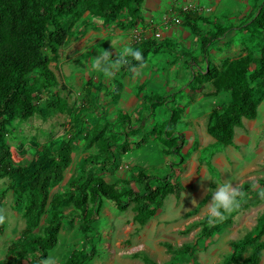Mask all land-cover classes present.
Wrapping results in <instances>:
<instances>
[{"label":"rangeland","instance_id":"rangeland-1","mask_svg":"<svg viewBox=\"0 0 264 264\" xmlns=\"http://www.w3.org/2000/svg\"><path fill=\"white\" fill-rule=\"evenodd\" d=\"M253 3L254 0H144L140 9L142 20L133 28L122 29L115 23L109 24L88 14L75 23L73 38L60 49L58 60L51 63L60 85L43 95L44 99L54 94L66 99L68 109L48 117L35 115L27 120H16L8 135L15 163H28L50 141L60 144L68 137L69 113L73 107L84 102V86L90 82L92 98L97 99V104L92 105L84 118L85 126L75 139L72 163L65 171L64 181L53 189L52 198L56 192L66 189L69 179L77 175L84 158L98 152L96 143L91 139L94 133L102 130L105 134L113 130L122 132L131 126H138L140 122L145 130L151 132L158 126L159 120L163 121L169 116L163 108L147 116L143 102L146 96L169 94L173 90L182 89L177 94L176 102L185 107L176 128L186 137L181 150L185 160L175 168L184 190L179 199L173 195L168 196L159 211V216L166 219L164 230L155 239H142L140 234L143 229L134 221V204L126 212H119L113 202L102 200L95 223L96 231L99 232V237L95 238L98 256L88 264H144L141 258H134L135 253L157 261L160 250L164 252L162 260L165 261L161 264H223L232 253H236L238 263L245 264L251 246L235 250L233 244H243L246 237L255 231L260 216L264 215V196L260 195L264 191V134L257 135L258 139H254L250 147L242 150L245 153L243 168L225 169L222 164L228 148L210 137L207 128L211 115L221 112L228 105L230 95L216 93L210 83L204 84L202 90L184 86L192 77L191 70L197 72L198 66L206 68L200 52L201 41L216 27L236 28L226 39L213 45L210 59L220 66L225 60L244 57L248 51H252L255 58L252 69L256 67L255 61L263 38L260 34L251 38L245 30H241L253 9ZM188 4H194L199 10L198 14L208 20L197 23L200 28L198 33L185 26L179 13ZM174 17H180L183 23L164 30V22ZM120 18L129 22L126 12ZM158 33L159 38L156 37ZM136 36L140 37V41ZM148 39L166 41L169 45L157 53H149L146 61L139 66L126 67L117 63L118 58H126L143 40ZM192 58H196L198 64ZM98 59L101 61L99 67ZM63 85L67 90L62 88ZM173 105L169 102V106ZM121 113L127 114L130 121H120ZM163 148L159 139L152 135L143 150L141 148L122 157V164L114 175L97 168L92 171H98L107 182L115 183L117 180L131 178V166H142L140 164L146 161V171L150 175L162 177L170 173L167 160L178 161L176 156L168 157ZM235 148L241 151L240 145ZM218 155L221 157L218 158ZM143 156H146V160ZM249 167V172L241 174L242 170ZM222 183L235 185L240 193L238 206L216 222L219 224L231 220V223L221 226L209 240L199 242L195 248L196 261L191 256L174 259V255L166 252L164 242L171 243L174 249L195 243L202 228L200 222L208 216L209 194ZM244 184H249V188L241 190ZM11 186L10 180H0V193L5 192L0 264L14 261L13 256L8 255V248L21 238L26 227V208L30 203L29 198L25 197L23 203L17 206ZM131 187L139 190L134 182ZM244 198L250 199L248 201L252 204L247 207L239 205ZM71 210L73 206L64 208L65 213ZM80 225L79 219H75L72 224L63 223L58 244L49 257L54 259L55 264H65L74 251L84 249L85 236L79 229ZM41 226H44V220ZM22 264H41V260L29 258ZM261 264H264V253Z\"/></svg>","mask_w":264,"mask_h":264},{"label":"trees","instance_id":"trees-1","mask_svg":"<svg viewBox=\"0 0 264 264\" xmlns=\"http://www.w3.org/2000/svg\"><path fill=\"white\" fill-rule=\"evenodd\" d=\"M143 3L144 0H0V180L12 182L11 190L17 206L23 203L25 197L30 201L21 238L8 248V255L13 256L14 261L4 264H22L29 258L41 261L49 259L50 252L58 244L63 223L72 224L75 219L81 221L79 229L85 236L84 249L74 251L65 264H88L98 256L95 238L99 237V232L95 223L102 200L113 202L120 212L127 211L134 204V221L144 226L158 214L168 196L180 198L184 187L178 181L174 167L182 165L185 160L181 150L186 137L176 129L185 109L176 102L177 94L182 89L144 98L147 116L155 114L159 108H163L165 114L169 113L163 121L157 120L158 126L151 132L145 130L140 122L138 126H131L122 132L113 130L105 134L102 130L94 133L91 139L96 143L98 152L84 158L77 175L70 178L66 189L56 192L53 198V189L64 181L65 171L72 163L75 139L82 133L84 118L92 105L97 104V99L92 98L90 82L84 86V102L73 107L69 113L68 137L60 144L50 141L28 163H15L8 141L14 121L27 120L35 115L48 117L68 109L66 99L56 94L44 99L43 95L60 85L51 63L58 60L60 49L73 38L75 23L88 14L106 23H115L122 29L133 28L142 20L140 9ZM124 12L128 14L127 23L120 18ZM179 13L185 26L194 33L200 31L197 25L200 20L208 21L197 12L179 10ZM246 19L241 30H245L251 38L258 34L263 38L256 67L252 69L255 60L252 51H248L244 57L216 65L209 57L211 48L236 28L216 27L201 41L200 52L206 68L198 66L197 72L191 70L192 77L187 85L191 89L202 90L204 84L210 83L216 93L230 95L228 105L221 112L211 115L207 128L208 134L223 146L233 143L235 128L241 127L244 119L257 117L258 107L264 101V0H254L253 9ZM166 45H169L166 41L143 40L126 58H118L117 63L126 67L139 66L146 61L149 53H157ZM136 52L139 59L133 55ZM192 60L198 64L196 58ZM62 88L67 90L64 85ZM169 102L175 105L169 106ZM119 120L130 121V117L121 113ZM152 135L162 143L165 154L178 157L177 163L169 164V174L162 177L150 175L137 166L134 168L139 170L137 173L133 170L131 178L109 183L98 171H92L97 168L114 175L122 164V157L145 147ZM131 179L139 187L138 191L131 187ZM248 185L244 184L241 190L248 189ZM4 199L5 192H2L0 233L4 231ZM248 200L244 198L239 205L249 206L252 202ZM70 206H73V210L65 213L64 208ZM207 219L208 216L200 222L201 232L193 245L174 249L171 244H166L167 251L174 255V259L191 256L196 261L195 248L199 242L209 240L221 226L231 223V220H225L219 224H209ZM263 237L264 215L260 216L255 231L246 237L243 244H233L235 250L251 246L245 264H261ZM134 258H141L145 264H158L140 253H135ZM223 264L240 263L236 253H232Z\"/></svg>","mask_w":264,"mask_h":264},{"label":"crops","instance_id":"crops-1","mask_svg":"<svg viewBox=\"0 0 264 264\" xmlns=\"http://www.w3.org/2000/svg\"><path fill=\"white\" fill-rule=\"evenodd\" d=\"M188 83H189V81L186 84L188 85ZM187 85H185L184 87H186ZM263 122H264V101L259 105V107H258V115H257V117L255 119H252V120L244 119L242 126L235 128V135H234L233 143L231 145L226 146L228 148V150L224 154L225 156L223 155L225 157L223 164H222V161H221V164H222V166H224L225 169H228V168L232 169V168H239V167L243 168V164L245 162V159H244V154L245 153L243 151L246 150L247 147H250L249 144L251 142H253L254 139H258L256 137L257 135L264 134ZM210 137H212V136H210ZM206 140H207V138H206ZM237 145H240L241 151L243 150L242 152L241 151L240 152L237 151V149L235 148ZM142 150H143V148H142ZM163 150H164V148H163ZM172 156H174V155H169L168 157H172ZM143 157H144V159L146 158V156H143ZM220 157L221 156L218 155V158H220ZM219 161H220V159H219ZM172 163H176V162H174V161L172 162V159L167 160V164L166 165H168V168H169V164H172ZM145 164H147L146 161L143 164H140L142 166H138V165L131 166V169H130L129 173L132 172L133 170L135 171V173H137V170H135L133 168L137 167V166L144 168ZM176 167L177 166L174 167L175 172H176V169H175ZM144 169L146 170V168H144ZM150 170H153V169H150ZM249 171H250V167L248 169L246 168L245 170H242L241 174L244 175V174H246ZM131 181L133 182L132 179H131ZM178 181H180V180L178 179ZM134 184H136V183H134ZM136 191H138V190H136ZM166 211H168V210H166ZM166 213H168V212H166ZM181 216H183V212H181ZM163 218L164 217H160L159 216V212H158V214L156 216H154L152 219H150L146 225H144V226H140L139 225L143 229L141 234H140V238H142V239H150V238L154 237V239H155L156 236L157 237L160 236V233H162V231L164 230V226L166 224V219H163ZM158 223H159V225L156 226V224H158ZM183 224L184 223H182V228L184 226ZM174 229H175V226H174ZM166 244H171V243L164 242L163 245L166 247ZM166 252L168 253L167 248H166ZM163 254H164V252L162 250H160V254H159L160 258H158V257L156 258L157 259V261H155L156 263L161 264V263L165 262L164 260H162ZM163 259H166V258H163ZM143 263L145 264L144 261H143ZM128 264H131V263H128ZM133 264H141V263L137 262V263H133Z\"/></svg>","mask_w":264,"mask_h":264},{"label":"clouds","instance_id":"clouds-1","mask_svg":"<svg viewBox=\"0 0 264 264\" xmlns=\"http://www.w3.org/2000/svg\"><path fill=\"white\" fill-rule=\"evenodd\" d=\"M139 59V53H133ZM101 65V61L97 60V66ZM106 74V73H105ZM208 203V219L207 222L212 224L222 220L224 216L238 206V198L240 196L239 189L230 183H222L218 185L210 194ZM261 196H264V191H261ZM41 264H55L54 259H45Z\"/></svg>","mask_w":264,"mask_h":264},{"label":"built area","instance_id":"built-area-1","mask_svg":"<svg viewBox=\"0 0 264 264\" xmlns=\"http://www.w3.org/2000/svg\"><path fill=\"white\" fill-rule=\"evenodd\" d=\"M183 11H192V12H197L198 13V8L194 5V4H188V6H185L184 8H182ZM182 23V20L180 17H174L172 19H169V20H166L164 22V30H169L172 25H178V24H181ZM156 37L159 38L160 37V34H156ZM136 39L138 41H140V37L139 36H136Z\"/></svg>","mask_w":264,"mask_h":264}]
</instances>
